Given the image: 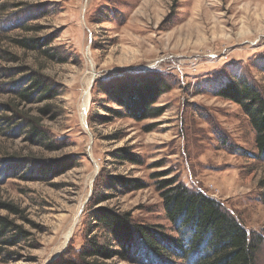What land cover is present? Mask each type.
<instances>
[{
  "label": "rangeland",
  "instance_id": "obj_1",
  "mask_svg": "<svg viewBox=\"0 0 264 264\" xmlns=\"http://www.w3.org/2000/svg\"><path fill=\"white\" fill-rule=\"evenodd\" d=\"M33 38L38 48L18 42ZM2 50L11 56H0V216L24 235L0 242V264L74 257L88 238L103 239L89 221L96 207L179 238L156 188L162 178L222 202L262 237L255 264H264V158L240 104L216 95L240 79L264 97V0H0ZM34 73L49 94L25 100L17 90ZM147 80L169 90L152 104L160 115L136 119L115 90ZM21 115L42 140L14 130ZM95 183L101 199L90 200ZM97 259L188 264L144 247L132 260Z\"/></svg>",
  "mask_w": 264,
  "mask_h": 264
},
{
  "label": "trees",
  "instance_id": "obj_2",
  "mask_svg": "<svg viewBox=\"0 0 264 264\" xmlns=\"http://www.w3.org/2000/svg\"><path fill=\"white\" fill-rule=\"evenodd\" d=\"M18 42L31 48L40 46L39 40L34 38L20 39ZM2 55L11 56L3 50L0 51V56ZM141 82L130 89L119 87L115 90L116 94H119L116 102L125 108L129 116L136 119L160 115L161 111L154 109L152 104L161 94L169 90L168 87L164 86L163 81ZM46 86L44 78L34 73L30 82L18 89L17 94L25 100L43 98L49 94L48 90L45 91ZM99 92L110 94L104 87ZM216 95L232 99L240 104L254 131L258 156L264 158V97L262 94L252 84L239 79L230 81L218 89ZM152 110L155 112L150 113ZM11 118L13 116L4 119L9 123ZM20 119L14 130L19 127H28L32 138L39 140L44 138L46 132L38 127L32 118L21 115ZM122 155L116 154L118 157ZM131 160L139 162L133 157ZM156 188L160 192L167 219L179 230V238L161 234L164 238L159 239L154 232L156 230L144 225H131L125 214H119L107 207H96L91 210L89 221L94 229L99 228L103 233V239L99 240L96 236L88 238L74 257L61 258L58 261L59 264H113L99 260L97 257L102 259L119 257L123 260H132L134 255L139 254L141 247L146 248L155 257L174 256L183 258L188 264H255L262 237L247 231L239 218L226 209L222 202L200 189L188 187L175 178L159 179L156 182ZM96 198L100 197L95 183L90 200ZM7 206L16 210L12 205ZM9 232L14 233L13 237H6ZM23 235L24 232L10 220L0 216V242H15Z\"/></svg>",
  "mask_w": 264,
  "mask_h": 264
},
{
  "label": "bare ground",
  "instance_id": "obj_3",
  "mask_svg": "<svg viewBox=\"0 0 264 264\" xmlns=\"http://www.w3.org/2000/svg\"><path fill=\"white\" fill-rule=\"evenodd\" d=\"M82 105H81V109H82V116L84 114V111L86 109V105H87V101H88V94H87V90H84V95H83V100H82ZM73 228V227H72ZM71 229H69V232H67L66 236H65V240L67 239V237L69 236L70 232H71Z\"/></svg>",
  "mask_w": 264,
  "mask_h": 264
},
{
  "label": "water",
  "instance_id": "obj_4",
  "mask_svg": "<svg viewBox=\"0 0 264 264\" xmlns=\"http://www.w3.org/2000/svg\"><path fill=\"white\" fill-rule=\"evenodd\" d=\"M92 81V80H91Z\"/></svg>",
  "mask_w": 264,
  "mask_h": 264
}]
</instances>
